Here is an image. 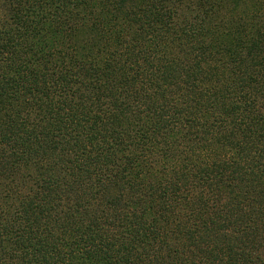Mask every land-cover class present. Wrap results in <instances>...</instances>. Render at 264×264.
Masks as SVG:
<instances>
[{
	"label": "trees",
	"instance_id": "1",
	"mask_svg": "<svg viewBox=\"0 0 264 264\" xmlns=\"http://www.w3.org/2000/svg\"><path fill=\"white\" fill-rule=\"evenodd\" d=\"M0 264H264V0H0Z\"/></svg>",
	"mask_w": 264,
	"mask_h": 264
},
{
	"label": "rangeland",
	"instance_id": "2",
	"mask_svg": "<svg viewBox=\"0 0 264 264\" xmlns=\"http://www.w3.org/2000/svg\"><path fill=\"white\" fill-rule=\"evenodd\" d=\"M247 1H249V0H247Z\"/></svg>",
	"mask_w": 264,
	"mask_h": 264
}]
</instances>
